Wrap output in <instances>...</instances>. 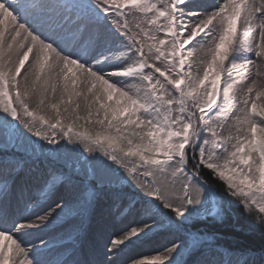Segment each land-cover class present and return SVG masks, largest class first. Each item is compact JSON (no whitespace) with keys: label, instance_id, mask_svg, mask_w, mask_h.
<instances>
[{"label":"snow or ice","instance_id":"snow-or-ice-1","mask_svg":"<svg viewBox=\"0 0 264 264\" xmlns=\"http://www.w3.org/2000/svg\"><path fill=\"white\" fill-rule=\"evenodd\" d=\"M234 211L264 235V0H0V264H257L192 223Z\"/></svg>","mask_w":264,"mask_h":264},{"label":"rangeland","instance_id":"rangeland-1","mask_svg":"<svg viewBox=\"0 0 264 264\" xmlns=\"http://www.w3.org/2000/svg\"><path fill=\"white\" fill-rule=\"evenodd\" d=\"M123 191L128 192L125 187ZM116 209L113 207V201L110 195H102L95 209L82 221L79 217L71 220L64 227L58 226L56 232L63 234L65 231H70L72 228L82 227V258L91 259L90 248L96 239L103 232L107 233L116 231L121 226L123 217H116ZM172 239L170 233L162 231L153 241L143 246L144 251H150L152 248H161L163 245L170 242ZM257 264H260V258L256 259Z\"/></svg>","mask_w":264,"mask_h":264},{"label":"trees","instance_id":"trees-1","mask_svg":"<svg viewBox=\"0 0 264 264\" xmlns=\"http://www.w3.org/2000/svg\"><path fill=\"white\" fill-rule=\"evenodd\" d=\"M192 223L202 231L214 233L218 243L227 249L264 255V235L248 227V218L242 212H232L224 223L212 224L203 219Z\"/></svg>","mask_w":264,"mask_h":264},{"label":"bare ground","instance_id":"bare-ground-1","mask_svg":"<svg viewBox=\"0 0 264 264\" xmlns=\"http://www.w3.org/2000/svg\"><path fill=\"white\" fill-rule=\"evenodd\" d=\"M38 242V241H37Z\"/></svg>","mask_w":264,"mask_h":264}]
</instances>
